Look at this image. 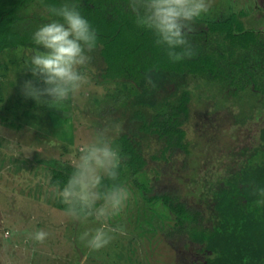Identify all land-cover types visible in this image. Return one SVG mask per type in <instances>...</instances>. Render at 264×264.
<instances>
[{
    "label": "rangeland",
    "instance_id": "obj_1",
    "mask_svg": "<svg viewBox=\"0 0 264 264\" xmlns=\"http://www.w3.org/2000/svg\"><path fill=\"white\" fill-rule=\"evenodd\" d=\"M229 19L237 20L236 32L264 30V0H210L209 12L200 18L206 22ZM30 51V47L17 46L0 52V264L204 262L208 254L197 251L195 242L186 240L182 246L170 240L166 230L174 220L167 216L169 211L161 203L144 201L134 179H128L125 185L130 197L121 214L106 221L109 226H122L123 231L112 233L111 242L99 250L86 246L80 236L97 227L98 221L95 216L74 221L66 214L57 196L60 188L51 183L53 171L58 169L69 176L78 148L93 139L98 130H103L120 152L110 124L121 127L122 123L116 122L122 113L135 108L137 94L125 79L102 82L96 75L97 65L89 64L88 84L61 108L33 103L34 100L21 96L18 87L30 76L20 69ZM210 82L208 89L206 85L191 86L196 101L192 104L191 121L186 125L190 171L183 168V154L173 156L170 162L152 159L161 144L147 145L151 155L148 177L154 181L159 177L158 185L177 186L194 204H198L199 197L189 189L198 193L194 190L198 187L190 188L181 176L193 177L197 169L200 173L196 175L215 182L218 176L233 170L232 164L242 148L260 145L264 128V99L259 94L249 91L240 100H230L233 94L220 97L223 88ZM202 98L209 103L207 107ZM122 170L121 165L118 174ZM117 175L106 177L104 184H121ZM159 189L158 186L156 190ZM101 203L97 201L96 206ZM38 229L48 234L42 243L31 238V233Z\"/></svg>",
    "mask_w": 264,
    "mask_h": 264
},
{
    "label": "trees",
    "instance_id": "obj_2",
    "mask_svg": "<svg viewBox=\"0 0 264 264\" xmlns=\"http://www.w3.org/2000/svg\"><path fill=\"white\" fill-rule=\"evenodd\" d=\"M64 2L0 0V52L17 46L32 47V31L53 18L52 7ZM67 2L97 30V47L89 53V64L99 68L97 77L102 82L125 79L137 94L135 108L122 113L116 122L120 121L121 127L110 124L115 129L114 140L120 144L123 168L116 178L123 185L134 179L144 201L161 203L169 211L166 215L174 223L166 234L173 243L185 246L186 240L195 242L197 251L208 254L204 262L189 264H264V128L260 145L242 148L233 170L218 176L215 182L196 175L200 173L197 169L193 177L181 176L190 188L198 187L194 189L200 191L198 204L190 202L177 186L158 185L159 177L156 181L148 177L151 155L147 150L151 142L161 144L152 159L170 162L173 156L183 154V168H191L186 125L196 101L192 84L208 89L212 80L223 88V96L231 93L244 97L251 91L264 99V32H236L235 19H198L189 33L195 54L172 62L155 37L135 25L128 0ZM141 94L144 96L139 98ZM67 179L64 172L55 169L51 183L61 188ZM158 186L161 189L156 190ZM189 192L195 193L191 189ZM213 253L216 256H211Z\"/></svg>",
    "mask_w": 264,
    "mask_h": 264
},
{
    "label": "clouds",
    "instance_id": "obj_3",
    "mask_svg": "<svg viewBox=\"0 0 264 264\" xmlns=\"http://www.w3.org/2000/svg\"><path fill=\"white\" fill-rule=\"evenodd\" d=\"M127 7L135 25L150 32L167 57L178 62L195 54L189 33L193 22L209 12L210 0H128ZM51 11L53 18L31 33L33 46L20 68L30 76L18 87L23 98L59 109L88 84L89 53L97 47L99 37L90 20L67 0ZM120 167L118 148L98 130L78 148L72 171L57 192L72 220L96 217L98 226L80 236L89 249L107 246L112 233L123 231L122 226H109L106 221L121 214L130 197L129 189L123 184H104L105 178L117 175ZM97 201H102L99 207ZM47 235L38 229L31 238L42 243Z\"/></svg>",
    "mask_w": 264,
    "mask_h": 264
},
{
    "label": "flooded vegetation",
    "instance_id": "obj_4",
    "mask_svg": "<svg viewBox=\"0 0 264 264\" xmlns=\"http://www.w3.org/2000/svg\"><path fill=\"white\" fill-rule=\"evenodd\" d=\"M263 5V4H262ZM259 31H263L264 32V30H259ZM220 97H224V96H220ZM230 97V96H229ZM228 97V98H229ZM227 98V97H226ZM242 98H244V97H242V96H240V97H232V98H229L230 100H232V99H235V100H240V99H242ZM225 99V98H224ZM209 104V103H208ZM194 194H196L198 197H200V191H198V193H194Z\"/></svg>",
    "mask_w": 264,
    "mask_h": 264
},
{
    "label": "crops",
    "instance_id": "obj_5",
    "mask_svg": "<svg viewBox=\"0 0 264 264\" xmlns=\"http://www.w3.org/2000/svg\"><path fill=\"white\" fill-rule=\"evenodd\" d=\"M21 47H24V46H21ZM26 48V47H25ZM30 48H32V47H30Z\"/></svg>",
    "mask_w": 264,
    "mask_h": 264
}]
</instances>
